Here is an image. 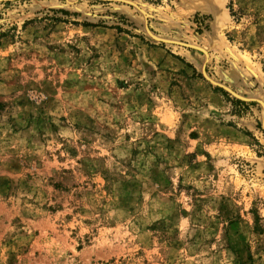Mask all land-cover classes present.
<instances>
[{
  "label": "rangeland",
  "instance_id": "1",
  "mask_svg": "<svg viewBox=\"0 0 264 264\" xmlns=\"http://www.w3.org/2000/svg\"><path fill=\"white\" fill-rule=\"evenodd\" d=\"M156 1L0 0V264H264V0Z\"/></svg>",
  "mask_w": 264,
  "mask_h": 264
},
{
  "label": "trees",
  "instance_id": "2",
  "mask_svg": "<svg viewBox=\"0 0 264 264\" xmlns=\"http://www.w3.org/2000/svg\"><path fill=\"white\" fill-rule=\"evenodd\" d=\"M156 3H160V1L158 0V1H156ZM53 20H55V21H58V22H61V21H65V20H63V19H61L60 17H51ZM84 25H88V26H97V24H91V23H84ZM118 29H119V31H124V29L122 28V27H117ZM180 58V57H179ZM181 60H183L182 58H180ZM184 61V60H183ZM187 64H189V63H187ZM215 90H217V91H221L226 97H227V99L228 100H230L231 102H232V104H233V106H234V110H235V112L237 113V114H241L242 112H244V109L246 108L245 107V105H246V102L245 101H242V100H240V99H236V98H231L229 95H228V93L225 91V90H223L222 88H215ZM229 125H233V126H236L234 123H228ZM247 135H250V136H252V137H254L253 136V134L250 132V131H248V130H245L244 131Z\"/></svg>",
  "mask_w": 264,
  "mask_h": 264
},
{
  "label": "bare ground",
  "instance_id": "3",
  "mask_svg": "<svg viewBox=\"0 0 264 264\" xmlns=\"http://www.w3.org/2000/svg\"><path fill=\"white\" fill-rule=\"evenodd\" d=\"M150 8V7H149ZM141 10H142V12L144 11V9H142V7H141ZM146 12V11H145ZM230 51H231V49H230Z\"/></svg>",
  "mask_w": 264,
  "mask_h": 264
}]
</instances>
